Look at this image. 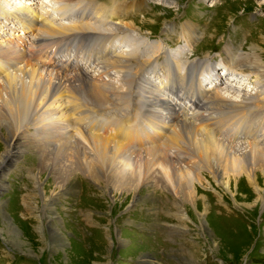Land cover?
Segmentation results:
<instances>
[{
	"label": "rangeland",
	"instance_id": "374dc122",
	"mask_svg": "<svg viewBox=\"0 0 264 264\" xmlns=\"http://www.w3.org/2000/svg\"><path fill=\"white\" fill-rule=\"evenodd\" d=\"M68 1L61 4L58 0H35L34 3L21 0L18 3L19 8L31 4L38 12L53 7V12H48L54 17L51 15L49 18L58 19L61 24L73 23V20L90 22L93 28L97 27L102 38H98L99 47L94 50L96 58L90 59L93 73H102L104 66L98 61L111 57V50L115 53L133 51L130 64L135 66L143 59L150 58L147 67L138 71L151 75V79L158 83L159 78L153 73V68L159 75L160 71L166 72L168 65L163 61L166 60L163 53L167 49L175 50L170 54L180 60L173 63L179 64L181 70L192 61L219 60L220 56L214 55L217 50L221 55L225 52L224 58L226 64L230 65L231 75L241 78L236 87L227 84L230 79L225 86H218L222 95L235 100L241 99L237 96L240 94H246L247 100H254L259 92L260 96L264 95V75H256L248 68L237 66L236 60L232 69V64L227 61V54L235 53L237 49L241 55L255 49L264 62V0H126L138 4L141 9L125 12L121 17H118L121 12L111 15L110 12L115 10L117 4L123 6V0ZM67 2L66 7L69 5L71 10L63 11V14L58 6ZM0 4L4 5V0H0ZM101 5L109 10L108 16L96 13V8ZM61 15L62 19L59 18ZM132 21L134 26L130 27ZM6 23L7 27L13 28V21L7 20ZM121 23L124 30L120 28L121 31H115V27ZM188 23L193 24L195 29L193 42L187 41L183 32L184 25ZM18 27L16 30L20 31ZM35 31V37L27 38L36 39L35 34L41 31L36 28ZM105 34L110 35L108 38L113 40L112 45L107 38H103ZM51 37L43 33L39 38L43 42L41 46L35 45L28 53L21 48L22 54H25L23 58L32 60L38 51L36 58L41 52L46 54L49 50L47 44L52 43ZM55 44L52 43V46ZM106 45L108 49L103 48ZM182 45L187 47L184 53H179L176 49ZM57 47L62 49V53H67L70 46L62 43ZM41 65L44 66L43 63ZM5 69V73L14 71L7 65ZM40 69L46 71L42 67ZM131 71L104 70L112 74L113 85L124 90L125 95L117 104L101 107L87 104V98L76 99L80 108L75 112H80L84 118L82 122L86 123V135L98 133L103 138L107 137L111 145L124 143L132 148L130 150L138 151L149 143L138 141V144L131 138L144 116H149L147 111L144 113L147 107L142 103L148 84ZM103 77L107 78L106 75ZM227 87L231 88V92L237 90L236 96L225 92ZM164 91L168 94L167 90ZM0 94L3 95L0 101L4 100L3 90ZM61 99H65V93ZM246 105L249 106L246 107L248 116L245 119L236 113L237 118L227 122L220 134L215 131L222 140L232 144L256 143L257 140V143L264 142V110L257 109L253 103ZM66 114L68 117L77 116L72 111ZM241 120V125H238ZM88 122L91 124L87 125ZM235 125L239 127L237 130L232 129ZM25 126L28 133L35 132L27 119L20 123L19 129ZM111 127L114 130L108 132L107 129ZM124 130L130 131L125 134ZM14 135L17 146L21 140L17 139L19 133ZM8 141V130L2 125L0 264H264V180L259 170H256L255 178L261 191L257 192L252 189L255 187L245 174L232 175L231 187L227 190L219 183L218 176L203 171V186L196 184L193 199L187 200L186 196L177 195L161 185L145 184L139 188H126L129 191L123 188L114 190L104 176L102 180L95 181L81 170L78 162L84 160V155L71 154L68 155L70 162L65 170L70 171L71 175L61 186L52 168L60 160L68 162L67 158L57 160L59 155L53 154L49 166L42 169L39 165L40 154L34 146L20 145L21 148L17 150L10 145L13 151L9 149L8 152ZM110 148L113 149L112 158L120 165L132 162L133 167L127 168L132 179L145 172L141 169L145 163L144 156L140 157L143 152L142 155H131L123 147L115 145ZM244 176L246 178L237 182ZM160 177L163 178L162 173Z\"/></svg>",
	"mask_w": 264,
	"mask_h": 264
},
{
	"label": "bare ground",
	"instance_id": "6f19581e",
	"mask_svg": "<svg viewBox=\"0 0 264 264\" xmlns=\"http://www.w3.org/2000/svg\"><path fill=\"white\" fill-rule=\"evenodd\" d=\"M16 1L4 0V5L0 4V91L3 90L5 96V99L0 101V127L3 125L8 130L9 141L6 148L8 152L9 149L13 151L10 145L19 150L22 146L31 144L28 146H34L35 151L40 154L39 165L42 169L49 166L48 163L53 154L59 155L57 160L67 158L68 162L60 160L57 162L56 167L52 168V171L56 173L57 182L61 186L65 185L68 176L71 175L70 171L69 173L65 171L70 162L68 155L78 154L84 155V160L78 162L81 170L95 181L102 180V176H104L114 186V190L123 188L129 191L127 189L139 188V186L145 184L161 185L164 189L172 190L173 193L181 194L186 196L187 200H192L195 187L198 184L203 186L202 179L205 178L203 171H208L218 176L219 183L223 184L227 190L230 189L228 187L231 184L230 177L232 175L245 174L255 187V189L253 187L252 189L255 192L261 191V189H258L255 174L256 170H259L263 174L264 180V142L257 143L258 140H255L256 143L232 144L222 140L218 135L227 126V122L230 123L237 118L235 117L236 113L240 114L242 119L248 116L246 107L249 105L246 104L253 103L257 109L264 110V95L263 97L260 96L259 91V93L256 92L257 95L254 100H247L246 94L237 95L241 99L235 100L222 95L218 91L219 89L212 90L205 87L202 89L199 79L200 62L186 63L185 65H188V68L181 71L172 64V61L178 63L180 60H177L173 55H171V59V56H168L166 52L163 53L166 57V60L163 61L168 65V69L166 72L160 71V76L166 79L169 77V81L159 78L157 83L151 79V75L147 77L140 74L138 70L147 67L150 58L143 59L137 65L132 66L130 61L133 58V51L121 50L115 53L111 50L110 55L113 52L111 57L98 61L99 64L104 66L102 73L98 71L93 73L90 59L96 58L94 50L98 49L99 39L102 38V33L97 31V27L93 28L90 22L87 24L84 21L82 23L73 20V23L61 24L58 23V19L53 18L52 13L48 12L50 10L53 12V7L51 9L47 8L44 12H38L31 4H24L19 8L18 2L20 0ZM25 1L26 3L35 2V0ZM58 1L61 4L65 2V0ZM68 2L58 6V10H61L62 13L71 10L68 7L69 5L66 7ZM140 9L141 6L138 4L123 0V6L117 4L110 15L121 12L118 16L121 17L125 12ZM75 11L79 10L76 9ZM96 13L108 16L109 10L101 5L96 8ZM2 14L3 19L1 18ZM51 15L53 17L50 19L49 16ZM69 16L66 18H69ZM59 18L62 19L63 15ZM7 20L14 22V30L5 25ZM15 24L19 26L20 31L16 30L17 25ZM122 26L123 23L116 26L115 31H119L120 28L124 30ZM129 26H134L133 21L129 23ZM35 28L41 32L35 34L37 35L36 39H28V36H34ZM183 32L187 36V41L193 42L192 39L195 38L193 24L184 25ZM43 33L53 36L51 38L52 43H56L55 46L53 47L52 43L47 44L49 50L46 54L41 52V55L36 58L38 51L34 53L35 58L33 57L32 60L24 59L25 54H22L21 48L28 53L29 49L35 45L40 47L43 42L39 38L43 36ZM14 34L18 35L14 36ZM84 35H87V37H83ZM109 36V34H105L103 38H107L110 45H112L113 40L109 39ZM62 43L67 47L70 46L67 53L65 51L62 53V49L57 47ZM103 48L108 49V46L106 45ZM59 54H62L61 57H57ZM97 55H100V53H97ZM235 60L237 66L248 68L253 74L264 75L262 74L264 72V62L261 59V54L255 49L247 55L239 54V49L235 53L227 54V61L232 64V69L236 64ZM21 61L23 64L19 65L18 63H21ZM17 64V69H15ZM6 65L13 68L14 71L5 73ZM226 66L225 61L224 67ZM41 67L46 71L41 70ZM107 69H110L111 72L121 73L131 69L132 73L141 76L148 84L146 98L144 101L142 100V103L143 106L145 104L147 107V109H144V113L147 111L149 116L145 118L143 115L142 124L136 127L131 136L133 142L138 144H140L139 142H145V144L149 142L148 145L138 149V151H133L130 150L131 147L124 143L115 144L120 148L123 147L124 150L126 149L131 155L137 153L142 155V152L144 153L140 157L144 156L145 163H143L144 166L141 169L145 172L137 179H132L130 171L127 170L129 166L133 167L132 162H123L122 165L116 162L115 158H112L114 155L111 151L112 148H110V146L114 147L115 145H111L107 137L103 138L98 133H91L90 136L86 135L88 134L87 131H84L86 123L82 122L84 118L80 116V112H75L80 108L76 99L83 100L87 98V104L110 107L117 104V101L124 97V90L113 85L112 74L104 72ZM89 73H93V75ZM153 73L159 75L155 68H153ZM103 75H106L107 78H104ZM230 77L227 84L232 85L229 86L236 87L239 85L240 77L238 78L235 75H230ZM174 87H179L184 91H176ZM230 89L225 88V92L236 96L238 91L235 90L234 92L233 90L231 92ZM164 90H167L168 94ZM161 92H164L171 100L164 99ZM63 93H65V99H61ZM186 93L191 95L192 98L186 96ZM0 97H3V95L0 94ZM69 111H72L74 115L77 114V116L68 117L66 112ZM25 119L34 127L36 133H28L26 131L28 127L26 126L19 129L20 123ZM242 121L238 125H241ZM88 124H91V122H88ZM92 126L97 128L95 125ZM111 128L107 131L114 130L113 127ZM238 128L237 125L232 127L235 130ZM129 131L124 130L125 134ZM14 133H19L17 139L21 140L17 146L14 144L16 141ZM148 139H151V141ZM92 145L94 147H91ZM114 154L116 155V153ZM161 173L163 178L160 177ZM245 176L240 177L237 182L242 178H246Z\"/></svg>",
	"mask_w": 264,
	"mask_h": 264
}]
</instances>
